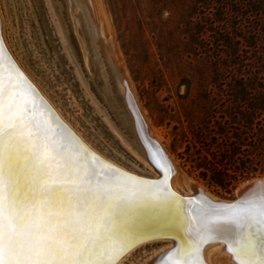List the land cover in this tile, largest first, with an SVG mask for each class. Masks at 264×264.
Wrapping results in <instances>:
<instances>
[{"label":"snow or ice","instance_id":"6c2138e0","mask_svg":"<svg viewBox=\"0 0 264 264\" xmlns=\"http://www.w3.org/2000/svg\"><path fill=\"white\" fill-rule=\"evenodd\" d=\"M7 68L0 60V264H117L145 232L180 241L160 264H202L217 235L239 264H264V196L189 214L167 167L152 182L107 163Z\"/></svg>","mask_w":264,"mask_h":264},{"label":"rangeland","instance_id":"374dc122","mask_svg":"<svg viewBox=\"0 0 264 264\" xmlns=\"http://www.w3.org/2000/svg\"><path fill=\"white\" fill-rule=\"evenodd\" d=\"M25 1H29L28 3L32 6L30 9L32 13L29 12L30 10L26 6ZM44 1L49 2L48 0L15 1L19 9H21H18V12L21 13L20 15L23 19L20 24V36H22L20 39L27 36L23 34V32L25 29L28 30V35L31 39L29 44L33 47V52H38V56L42 55V59L45 58L44 62L47 63L50 69H48L49 72L51 71L48 77L52 80V83H55V87L53 86L55 90L58 91L62 89V91H60L62 99L68 103L67 106L73 108V114L81 113L80 117L84 120V124L93 126L95 131L99 132L103 139L111 143L119 153H125L124 156L127 159H129L130 156H134L133 153L140 156V149L136 143L130 125H128L129 127L126 131L129 134L128 137L123 130L125 129L123 128L124 122H128V117L126 116V110L121 102L120 89L116 83L115 65L110 62L107 51L98 45L105 44L107 39L100 37L98 34L99 25L96 23L97 20L96 22L94 21L93 12L91 13L88 5L89 0H81L83 4H81L82 8L80 10L75 9L74 0H51L50 3ZM96 1L104 15L103 19L106 23L105 35L107 36L109 34L116 46L121 64H123L122 69L128 76L135 99L141 109L144 110L145 117L149 121L151 129L158 133L161 143L171 155L179 172L186 179L196 181L199 185L204 187L207 193L218 199L224 200L235 199L238 188L248 182L264 179V176H257L242 181L237 184L235 189L228 193L200 179L197 173L194 172L190 168V165L185 163V160L181 157L184 150L183 132L186 128V123L183 121L180 108L182 104L180 96L185 95L187 91L184 80H190L191 82L190 96L194 95L196 91V82L192 75L193 72L186 61L196 59V61H203L206 63L209 59L205 54L207 50L203 51L204 54L199 55V57L191 55L190 58L185 56L183 59H180L178 55H173L176 52L175 48L179 46L174 37V35H178L177 29L175 28L177 22L175 23L173 20L169 19L170 13L168 11L161 9V1ZM45 3L52 6L55 14H52L54 13L51 11L52 8H47ZM8 4L11 7L9 1ZM57 11H59V13ZM32 16L38 21L37 26L33 22ZM76 18L80 23L78 31L82 33V37H84L89 44L88 47L90 46L89 55H91L90 57L93 63H90L89 70L85 67L79 40L76 36L77 34L74 32L73 25L74 22L77 21ZM53 20L55 23L57 22L56 20L60 21L63 30L65 28V39L70 46L73 60L81 69L84 80L87 81L90 87V91L97 97V103L95 102L92 104L87 99L83 89H81V86L78 85L79 83L75 80L73 65L68 64L63 57L61 42L57 35V31L54 30L56 26L54 27V23L51 22ZM14 23H16L15 20H13L12 24ZM182 25L183 24H179L178 26L182 28ZM14 27H16V24H14L13 29ZM183 29H186L188 34L193 32L190 31L191 29L188 30L189 28L184 25ZM16 34L19 35V29ZM37 34L39 37L46 38L48 44L46 42L45 44L46 46L49 45V47L41 49ZM208 40L209 37L208 34H206L203 44H199V49L211 46V44H207ZM46 46L42 45V47ZM168 49L169 51H167ZM54 66L58 68V71L54 70ZM54 71L57 72L55 73ZM103 116H105V118ZM104 120H107L108 123L107 121L105 123ZM109 124L110 126L107 127ZM140 172L144 173L142 171ZM158 240L161 241V238H153L143 243ZM168 247L169 245H165L162 248L150 249L148 247L145 248V250H137L128 260L127 258L131 255L130 253L124 256V259L121 258L119 264H150L154 259L153 257H155L159 251H163ZM205 247H212L211 249L215 250L212 252V257L216 262L221 264L226 263L225 254H218L216 252V244L210 243Z\"/></svg>","mask_w":264,"mask_h":264},{"label":"trees","instance_id":"16d2710c","mask_svg":"<svg viewBox=\"0 0 264 264\" xmlns=\"http://www.w3.org/2000/svg\"><path fill=\"white\" fill-rule=\"evenodd\" d=\"M159 1L177 22L173 55L207 50L209 59L186 61L196 91L190 96L191 82L184 80L181 157L200 179L230 193L264 176V0ZM206 34L211 46L199 49Z\"/></svg>","mask_w":264,"mask_h":264},{"label":"bare ground","instance_id":"6f19581e","mask_svg":"<svg viewBox=\"0 0 264 264\" xmlns=\"http://www.w3.org/2000/svg\"><path fill=\"white\" fill-rule=\"evenodd\" d=\"M0 1H1L0 2V60H2L4 62V65H5L4 71H5L6 75L8 73L7 66L9 64L14 65L15 68L18 69L19 72L23 74V77L26 78V81H27V83L24 84V87H25V89H27L29 87L31 89H34L35 104H36V107L38 109L43 110V108L46 106L47 110L52 113V116L54 118H58V120L63 125H65L67 127V129L71 133H73L75 135V137H77L83 143V145H85L87 148L91 149V151L96 153L98 156L102 157L107 163L115 165L116 167L122 169L125 172L132 174L133 176H137V177H140L144 180H148V181H152V182H157V181H154V179L159 180L161 178V180H163L164 179L163 168L167 167L169 169V171H168V179H167L166 183L170 187L171 191L173 193H175L176 196L179 197L184 202V210H185V212H187L189 214L196 212L200 208V205H193V204L188 203L189 201L187 200V197H190L192 195L204 196L212 203L224 201L223 199H218V198L212 196L211 194L207 193L205 191L204 187L199 185L196 181L186 179L179 172V170L176 167L171 155L168 153V151L165 149V147L161 143V141H160L161 139H160L158 133L151 129L149 121L145 117L144 110L141 109L140 105H138L137 100L135 99L134 93H133L131 85L129 83L128 76H127L126 72L122 69L123 64H121L116 46L113 43V40L111 39L110 35L109 34L107 35L109 37H107L105 35L106 34L105 33L106 23H105V20L103 19L104 15L102 13V10L100 9L98 4L96 3L97 2L96 0H89L88 5L90 7L91 13L93 12L92 15H94L93 16L94 21L96 22V20H97L96 23H98V25H99L98 34L100 35V37L107 39L105 44H98V45L100 47H102V49L104 48V50L107 51L110 62L113 65H115L114 71L116 73V83L120 89L121 102L124 106V109L126 110V113H127L126 116L128 117V119H127L128 122H124L125 124H124L123 128H125V129H123V130L126 132L128 127H129L128 125H130V128L132 129L134 138L136 140V143L140 149V151H139L140 156L139 155L137 156L136 153H133V155L135 157L130 156L129 159H127L124 156L125 153L124 154L119 153V151L117 149H115L111 145V143H108L106 141V139L104 140L103 137L100 135V133L95 131L93 126L84 124V120L80 117L81 113L80 114H77V113L73 114L72 113L73 108L67 106L68 103L64 99H62V94L60 93V91H62V89L58 90V91L55 90L54 89L55 83H52V80H50V78L48 77V75L51 71L49 72L50 69L48 68L47 63L44 62L45 58L42 59L43 58L42 55L38 56V52H33V47H31L29 44V42H31V39L28 35L29 34L28 30L25 29L23 32V34H26L27 36L25 38L20 39L22 37V36H20V32H21L20 31V26H21L20 24L22 23L23 19H22V16L20 15L21 13L18 12L19 7L16 5V2H15L16 0H0ZM8 1L11 4V7L9 6ZM48 1L49 2H47V1H44V2H47V3L51 2V0H48ZM28 2L25 1L26 6L30 10L32 6ZM74 3H75L74 7L76 10H80L82 8L81 4H83V3L81 0H74ZM46 5H47L46 6L47 8H49V7L52 8V6L50 4H46ZM48 5H50V6H48ZM19 10H21V9H19ZM51 11L54 12L52 14H55V11L53 8ZM29 12L32 13V10H30ZM57 12L59 13V11H57ZM75 13H76V11H75ZM80 16H81V13H80ZM57 17H58V15H57ZM31 18L33 19V22L37 26L38 21L35 19L34 16H32ZM13 20H15V22H16V23H14V24H16V27H14V29H13L14 24H12ZM76 20H77V18H76ZM56 21H57L56 23L54 20L51 22L56 24V25L53 24V26L54 27L56 26L54 30L57 31V35H58L59 40L61 42V49H62L63 57L68 64L73 65L72 67L74 68L73 73L75 76V80H77V82L79 83L78 85H80L81 89H83V92H84L85 96H87V99L92 104L95 102L97 103L98 102V100L96 99L97 97H95V95L92 94V91H90V87H89L87 81L84 80L81 69L75 64V62L73 60L71 50H70V46L65 39V37H66L65 33H64L65 28L63 30V27L61 25L62 23H60V21H58V20H56ZM73 26H74V30H75L74 32L77 34L76 36L78 37V40H79V45H80V48L82 51V58H83V61L85 63V67L89 70L90 63L92 62L91 57H90L91 55H89V52H90L89 47L90 46L88 47L89 44L86 42L84 37H82V35H81L82 33L80 31H78V28L80 26L79 20L75 21ZM83 28H84V26H83ZM18 29H19V35L16 34L18 32ZM7 31H9V32H7ZM40 34L42 36L41 32H40ZM37 36H38V34H37ZM41 36L40 37L38 36V38L40 40L39 43H40L41 49L42 48L45 49V48L49 47V45L46 46L45 42L47 44H48V42H47L46 38H42ZM42 45H44L46 47H42ZM51 56H52V54H51ZM101 58H102V56H101ZM100 61H101V59H100ZM61 64H62V62H61ZM54 65H55V63H54ZM54 67H55L54 70L58 69L56 66H54ZM57 71H54V72L56 73ZM93 108H95V107H93ZM96 109H98V108H96ZM103 117L105 118V116H103ZM122 117H123V115H122ZM106 121H105V123H106ZM85 123H86V121H85ZM107 123H108V121H107ZM108 126H110V124L107 125V127ZM120 133H121V131H120ZM126 134L128 137L129 134L127 132H126ZM129 151H130V149H129ZM158 165H159V167H158ZM140 171H142L144 173H141ZM258 181L264 182V179L255 180V181L253 180L252 182H248L247 184L238 188L237 195H240L242 193V190L245 187H247L248 185H250L253 182H258ZM261 190L264 194V189H261ZM252 191H255V190H252ZM252 191H251V193H253ZM246 193L247 192H245V191L242 193L243 197L245 195H248V193L247 194ZM224 202H228V201H224ZM194 224H195V222H194ZM174 235H175V233H168V232H162V233H158V234L152 233V232H145L142 234L141 238H139L138 242L132 248H130L127 252H125L121 258H123L124 256H126L127 254L130 253L131 255L127 258V260H128L129 258H131L134 255L135 251H137V250H145V248H148V247L150 249L151 248H162L165 245L166 246L169 245V247L167 249H164V250L162 249L163 251H159L157 254L155 253L156 258L153 257L154 259L152 258L153 261L150 263V264H160L161 258L164 256V254L168 253L169 251L172 250V248L175 247L172 240H168L165 238L173 237ZM153 238H161V241H159V240L158 241H150V242L148 241V243H143V242L150 240V239H153ZM176 242L178 244L180 242L179 239H177ZM210 243H214L217 245L216 252L218 254H225L224 257H225L226 263H224V264H239V262L234 259L233 254L227 250L228 244L225 243L224 238L222 236H219V235L214 236L213 238L209 239L207 243L203 244L204 248L201 251L202 264H221V263L216 262V260H214L212 257V252L215 250L211 249L212 247L211 248L205 247L207 244H210ZM153 251H154V249H153ZM120 259L117 262L118 264H119ZM147 264H149V263H147Z\"/></svg>","mask_w":264,"mask_h":264},{"label":"water","instance_id":"95a60500","mask_svg":"<svg viewBox=\"0 0 264 264\" xmlns=\"http://www.w3.org/2000/svg\"><path fill=\"white\" fill-rule=\"evenodd\" d=\"M159 180H161V178ZM159 180H155L154 179V181H159ZM261 189H264V182L258 181V182L251 183L250 185H248L247 187H245L242 190V193L245 191V192L248 193V195H245L243 197V195L241 193L240 195H237L236 198L233 199V200H224L223 199L224 201H228V202L220 201V202L212 203L204 196H195V195L187 197V200L189 201L188 202L189 204H193V205H200L202 202H210L213 206H215V207H217L219 209H223L227 205H235L239 201H243L245 199H259L261 196H264V194H263ZM252 190H255V191H252ZM251 191L253 193H251ZM165 239L172 240L174 245H175V247L177 246V242H176L177 239H173V237H167ZM174 248H172V250ZM203 248H204V245L202 246V250H203Z\"/></svg>","mask_w":264,"mask_h":264}]
</instances>
